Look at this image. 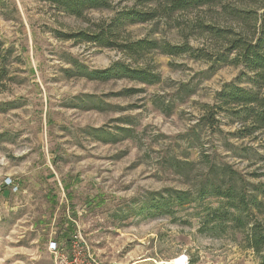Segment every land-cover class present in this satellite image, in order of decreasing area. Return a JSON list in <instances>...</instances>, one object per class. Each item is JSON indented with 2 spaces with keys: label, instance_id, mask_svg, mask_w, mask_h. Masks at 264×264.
Segmentation results:
<instances>
[{
  "label": "rangeland",
  "instance_id": "374dc122",
  "mask_svg": "<svg viewBox=\"0 0 264 264\" xmlns=\"http://www.w3.org/2000/svg\"><path fill=\"white\" fill-rule=\"evenodd\" d=\"M261 1L171 12L167 0H111L77 17L0 0V264H63L75 236L93 264H264L248 240L264 228V132L208 108L226 84L252 89L231 41L253 36L235 12ZM133 7L156 16L119 22ZM108 29L115 45L186 50L135 58L75 38ZM116 63L159 79L85 76Z\"/></svg>",
  "mask_w": 264,
  "mask_h": 264
},
{
  "label": "trees",
  "instance_id": "16d2710c",
  "mask_svg": "<svg viewBox=\"0 0 264 264\" xmlns=\"http://www.w3.org/2000/svg\"><path fill=\"white\" fill-rule=\"evenodd\" d=\"M52 2L61 7L65 12L70 15L81 17L84 11L87 10H100L107 9L111 6V0H44ZM168 10L171 12L188 10L190 8H197L200 6L211 5L217 0H167ZM261 10V14L258 11ZM156 12H141L136 7L129 8L122 13L118 20H125L130 24L133 23H146L155 18ZM235 16L247 22L253 23L255 32L252 37L247 36L245 33H239L238 37L231 41V50L236 51V56L233 59L236 65H241L244 69L251 74L250 83L252 89H244L238 86L235 82L226 84L221 91L216 93V104L211 106V111L215 108L228 112L231 116L240 118L244 122H248L254 131L264 132V0L257 11L251 10L249 12L239 10L235 12ZM110 30L102 31L94 35L86 33H78L75 38L81 41L97 43L101 47L113 48L117 46L123 52L131 57H139L142 54L149 53L151 50L161 48L164 53L169 55H179L185 52L186 47L171 46L169 44L160 45L157 41H150L142 39L138 41H131L122 45H115L112 39ZM106 40V42L104 41ZM247 73H244L246 75ZM89 79L109 80L113 78L126 77L132 81H137L142 84L152 85L155 83L159 76L151 73L148 70L141 68L133 69L126 64L116 63L110 68L105 70H94L87 72L86 75ZM214 117V116H213ZM208 121L211 118L208 117ZM247 128V127H246ZM218 185L212 187L211 193L216 196H221L218 191ZM207 192L201 194L198 199L204 198ZM231 198V195H229ZM178 202L188 203L193 199L184 197V194L178 195ZM240 204H243L241 201ZM259 203L254 202L257 207ZM236 207L237 205H231ZM243 206V205H242ZM221 215L218 213L213 217L214 221L219 219ZM249 246L256 252H259L264 246V228L254 226L252 234L249 237Z\"/></svg>",
  "mask_w": 264,
  "mask_h": 264
},
{
  "label": "built area",
  "instance_id": "2783aa9c",
  "mask_svg": "<svg viewBox=\"0 0 264 264\" xmlns=\"http://www.w3.org/2000/svg\"><path fill=\"white\" fill-rule=\"evenodd\" d=\"M71 255L64 256L61 255L63 264H93V258L88 252L89 248L86 245L84 239L80 236H75L71 240ZM52 246L55 251H57V245L52 243Z\"/></svg>",
  "mask_w": 264,
  "mask_h": 264
},
{
  "label": "bare ground",
  "instance_id": "6f19581e",
  "mask_svg": "<svg viewBox=\"0 0 264 264\" xmlns=\"http://www.w3.org/2000/svg\"><path fill=\"white\" fill-rule=\"evenodd\" d=\"M169 264H182V263H178V261H176V262H172V263H169Z\"/></svg>",
  "mask_w": 264,
  "mask_h": 264
}]
</instances>
